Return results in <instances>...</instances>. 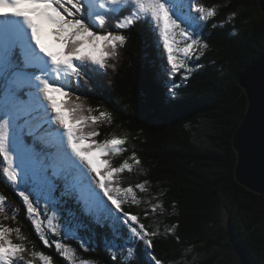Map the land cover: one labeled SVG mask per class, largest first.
Masks as SVG:
<instances>
[{
	"label": "trees",
	"instance_id": "1",
	"mask_svg": "<svg viewBox=\"0 0 264 264\" xmlns=\"http://www.w3.org/2000/svg\"><path fill=\"white\" fill-rule=\"evenodd\" d=\"M195 3L214 7L216 14L202 22L200 39L208 48L199 59L188 61L193 70L186 81L181 75L174 79L165 75L166 53L147 21L120 30L110 19L106 29L125 35V43L108 60L103 77L88 80L84 90L74 85L70 91L69 104H81L84 117L110 115L95 123L85 121L83 133L97 131L93 139L98 142L127 137L126 151L104 159L114 167L125 159L133 163V171L119 174L114 186L117 182L121 187L148 182L144 192L137 189L140 202L125 203L122 209L137 215L149 232L158 231L151 248L130 240L135 259L126 262V251H118L113 258L104 244L106 237L111 238L107 223H96L95 216L85 210L79 191H68L75 169L60 170L53 178L52 209L47 205L45 212L47 203L39 201L41 228L49 241L45 245L18 190L0 174V194L6 197L0 223L19 228L26 237L22 241L27 249L25 260L40 264L31 255L35 250L50 255L53 264H68L53 243L59 240L75 249L78 259L94 264H151L152 256L162 264H264V192L253 191L236 179L237 152L232 138L248 106L240 75L264 53V11L259 0ZM173 84L179 85L174 97L169 93ZM25 139L37 151H56L41 139ZM133 152L139 165L130 159ZM52 171L48 169L50 175ZM28 194L35 204L34 194ZM157 203L162 208L152 212L151 205ZM52 212L57 214L59 235L47 227ZM67 220L82 222L79 234L94 242L88 251L76 239L65 238ZM122 232L129 235L127 226ZM11 238L21 243L15 233Z\"/></svg>",
	"mask_w": 264,
	"mask_h": 264
},
{
	"label": "snow or ice",
	"instance_id": "2",
	"mask_svg": "<svg viewBox=\"0 0 264 264\" xmlns=\"http://www.w3.org/2000/svg\"><path fill=\"white\" fill-rule=\"evenodd\" d=\"M215 14L214 7L198 5L195 0H0V174L18 190L45 245L49 241L41 228L38 204L42 198L55 203L53 178L60 170L68 169L76 170L71 186L79 191L85 210L95 216L96 223L101 226L107 223L111 229V238L106 237L104 244L113 258L118 251H126L123 259L132 261L136 257L135 245L129 246L128 242L142 241L151 248L152 237L158 235V231L149 232L137 215L122 209L125 203L140 202L137 189L144 192L148 182L127 187L117 182L114 186L119 174L133 171V163L125 159L114 167L109 159H104L126 151L127 137L95 141L97 131H81L85 121L95 123L101 118L110 119V115L102 112L99 116L84 117L81 104H69L70 92L66 89L73 87V78L79 83L89 72L85 62L106 68L108 60L118 54V47L126 41V36L119 32L100 34L92 29H103L109 19H114L116 29H128L140 20L147 21L166 53L165 75L172 79L181 75L182 81H186L193 70L188 61L199 59L208 48L200 39L202 22ZM45 36L54 37L59 45L57 51L45 45ZM178 87L172 85L171 96L176 95ZM57 94L65 99H58ZM45 125L47 128L37 136ZM28 136L43 140L56 151H37L26 141ZM130 159L135 165L140 164L135 152ZM49 168L53 170L51 176ZM89 173L95 176L90 177ZM93 181L111 205L96 192ZM28 193L34 194L35 204ZM5 201L6 197L0 194V214H5ZM158 208L162 204L151 205L152 212ZM12 217L15 218V211ZM56 219V212H52L47 217V227L59 235ZM123 226H127L129 235L123 234ZM82 227L78 220L75 223L67 220L64 236L79 241L86 252L94 242L91 237L79 234ZM13 233L21 243L13 242ZM24 240L26 237L19 228L0 223V264H34L33 260H25ZM53 243L68 264H94L90 259H78L70 245L59 240ZM31 255L40 264H53L52 257L44 252L33 250ZM151 264L162 262L152 256Z\"/></svg>",
	"mask_w": 264,
	"mask_h": 264
},
{
	"label": "water",
	"instance_id": "3",
	"mask_svg": "<svg viewBox=\"0 0 264 264\" xmlns=\"http://www.w3.org/2000/svg\"><path fill=\"white\" fill-rule=\"evenodd\" d=\"M264 11V0H259ZM248 98L243 120L233 133L237 152L236 179L249 189L264 192V53L239 78Z\"/></svg>",
	"mask_w": 264,
	"mask_h": 264
},
{
	"label": "rangeland",
	"instance_id": "4",
	"mask_svg": "<svg viewBox=\"0 0 264 264\" xmlns=\"http://www.w3.org/2000/svg\"><path fill=\"white\" fill-rule=\"evenodd\" d=\"M121 30V29H120ZM122 30H124V29H122ZM108 63V62H107ZM70 151V150H69ZM93 187L95 188V185H94V183H93ZM95 190H96V188H95ZM53 192H54V190H53ZM53 192H52V196H53ZM97 192V191H96ZM44 200V202H46L47 203V205H52V206H54L53 205V203H48V201H46L45 199H43ZM54 201H55V199H54ZM108 203V202H107ZM109 204V203H108Z\"/></svg>",
	"mask_w": 264,
	"mask_h": 264
},
{
	"label": "bare ground",
	"instance_id": "5",
	"mask_svg": "<svg viewBox=\"0 0 264 264\" xmlns=\"http://www.w3.org/2000/svg\"><path fill=\"white\" fill-rule=\"evenodd\" d=\"M94 183V182H93ZM67 191V190H66ZM68 191H74L73 187H70ZM68 193V192H67Z\"/></svg>",
	"mask_w": 264,
	"mask_h": 264
}]
</instances>
